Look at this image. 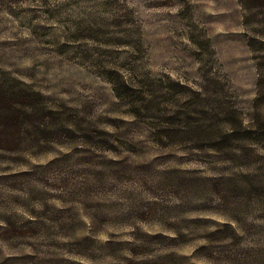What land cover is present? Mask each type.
I'll return each mask as SVG.
<instances>
[{
    "label": "rangeland",
    "instance_id": "374dc122",
    "mask_svg": "<svg viewBox=\"0 0 264 264\" xmlns=\"http://www.w3.org/2000/svg\"><path fill=\"white\" fill-rule=\"evenodd\" d=\"M0 91V264H264V0H0Z\"/></svg>",
    "mask_w": 264,
    "mask_h": 264
},
{
    "label": "trees",
    "instance_id": "16d2710c",
    "mask_svg": "<svg viewBox=\"0 0 264 264\" xmlns=\"http://www.w3.org/2000/svg\"><path fill=\"white\" fill-rule=\"evenodd\" d=\"M15 104V102L12 101V98L9 96L3 95V92L0 91V117L3 115V119L5 118H11L10 115L13 114L11 112L12 106ZM18 119L17 115H14L10 121H16ZM7 121V122H10ZM11 123V122H10Z\"/></svg>",
    "mask_w": 264,
    "mask_h": 264
}]
</instances>
